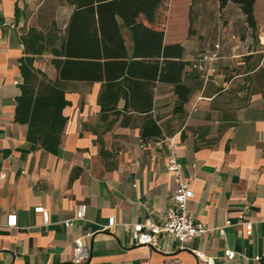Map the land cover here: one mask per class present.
<instances>
[{"label":"crops","instance_id":"1","mask_svg":"<svg viewBox=\"0 0 264 264\" xmlns=\"http://www.w3.org/2000/svg\"><path fill=\"white\" fill-rule=\"evenodd\" d=\"M30 1L0 0V264H75L77 239L91 252L83 264H205L196 253L216 264H264V0L254 3L255 29L239 6L220 8L216 0H167L155 23L140 16L164 31V46L183 47L182 81L192 89L184 112L174 111V86L157 83L150 113L162 136L142 147L148 110L123 109L124 99L117 109H101L100 83L61 82L70 105L55 154L33 147L28 124L16 118L21 59L32 57L34 69L57 82L61 58L52 49L60 47L74 7L63 0L64 11L44 26L45 16L27 15ZM31 30L44 37L41 54L25 49ZM124 36L131 51L126 30ZM216 43L220 58L207 72L194 69ZM169 140L194 193L189 208L217 230L182 245L163 236L154 246H135L124 225L157 221L172 204ZM82 203L86 219L65 227ZM40 207L49 211L47 226ZM11 213L14 229L5 227ZM241 215L253 223L250 236ZM110 217L116 225L103 230ZM227 249L234 259L224 257Z\"/></svg>","mask_w":264,"mask_h":264},{"label":"trees","instance_id":"2","mask_svg":"<svg viewBox=\"0 0 264 264\" xmlns=\"http://www.w3.org/2000/svg\"><path fill=\"white\" fill-rule=\"evenodd\" d=\"M166 1L66 0L74 10L60 47L52 49L61 58L56 61L58 81L50 82L35 70L32 57L21 59L24 82L17 99L16 118L28 124L27 139L33 147L57 153L66 122L62 112L70 105L60 83L75 81L101 84V109H117L119 100L124 99L123 109L148 110L141 139L148 142L161 138L162 130L150 113L156 84L174 86V111L179 114L184 112L192 92L182 81L186 65L182 61L183 47L164 46V31L139 21L143 16L155 23L156 11ZM216 1L220 8L228 3L239 6L249 27L255 29V0ZM125 30L133 44L131 51L126 45ZM42 41L43 35L35 30L23 38L27 53L32 54L44 52Z\"/></svg>","mask_w":264,"mask_h":264},{"label":"built area","instance_id":"3","mask_svg":"<svg viewBox=\"0 0 264 264\" xmlns=\"http://www.w3.org/2000/svg\"><path fill=\"white\" fill-rule=\"evenodd\" d=\"M221 44L216 43L209 53H201L197 56L192 67L201 72H207V65L212 64L220 58ZM141 146L144 147L146 142L141 139ZM176 145L172 140L168 141V159L166 170L173 176L175 181V189L171 198V206L162 214L157 221H148L146 223H132L124 226L131 230V239L135 246H154L160 237L166 236L176 240L180 245L188 240L201 238L205 235L214 233L217 229L209 228L207 225L199 221L196 214L189 208V202L192 200L194 193L191 189V183L187 180L183 173V164L176 154ZM248 209V207H246ZM43 217V225L49 224V211L40 207L37 209ZM87 205L80 204L73 218L64 221L65 227L73 226L75 221H83L86 219ZM17 215L11 213L8 215L5 227L17 228ZM239 222L245 226L247 235H252L253 223L245 220L244 215L239 216ZM116 225L115 217H110L107 225L103 230H109ZM231 221L226 222V226H231ZM197 257L205 262V264H216L215 259L207 257L203 253H196ZM91 256L90 249L84 245L82 239L75 240L73 263L83 264L89 260ZM236 253L232 250H225L224 257L226 259H234ZM260 257H256L259 260Z\"/></svg>","mask_w":264,"mask_h":264},{"label":"rangeland","instance_id":"4","mask_svg":"<svg viewBox=\"0 0 264 264\" xmlns=\"http://www.w3.org/2000/svg\"><path fill=\"white\" fill-rule=\"evenodd\" d=\"M28 7L27 15L29 17H32L33 19L37 16L46 17L47 20L45 21L44 26H48L50 24V21L56 12L64 11L65 8L63 0H31Z\"/></svg>","mask_w":264,"mask_h":264}]
</instances>
